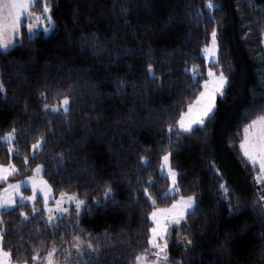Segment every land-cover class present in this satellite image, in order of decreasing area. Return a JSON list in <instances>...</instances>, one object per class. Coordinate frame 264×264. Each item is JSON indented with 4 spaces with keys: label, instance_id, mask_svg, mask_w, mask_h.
<instances>
[{
    "label": "trees",
    "instance_id": "obj_1",
    "mask_svg": "<svg viewBox=\"0 0 264 264\" xmlns=\"http://www.w3.org/2000/svg\"><path fill=\"white\" fill-rule=\"evenodd\" d=\"M212 2L213 9L207 0H40L35 9L49 5L51 33H22V41L0 50L6 88V96L0 93V132L16 129V153L0 141V164H15L16 179L40 164L54 193H75L86 202L81 215L54 225L28 205L26 221L19 205L4 213L3 245L14 261L53 244L71 246L79 235L92 241L99 258L75 254L71 264H133L149 247L148 197L163 208L195 195L187 226L172 231V260L264 264V186L239 146L244 124L264 114V0H252V8L247 0ZM214 27L225 95L205 125L179 132L180 113L202 90V48ZM149 62L155 82L146 73ZM193 65L202 72L197 79L189 71ZM118 79L128 82L122 90ZM65 95L69 112L51 111ZM41 135L42 147L32 154ZM167 152L178 171L179 193L171 196L164 195L170 182L160 173ZM185 235L193 241L190 251Z\"/></svg>",
    "mask_w": 264,
    "mask_h": 264
},
{
    "label": "snow or ice",
    "instance_id": "obj_2",
    "mask_svg": "<svg viewBox=\"0 0 264 264\" xmlns=\"http://www.w3.org/2000/svg\"><path fill=\"white\" fill-rule=\"evenodd\" d=\"M40 3V0H0V50L7 52V50L12 47L15 43V37L20 36V29L23 25V20L27 19L29 22L26 24L27 31L29 35L34 32V30L41 24L45 23L47 26L44 27V31L47 32L52 24L51 15H47L50 11L49 5L44 3L43 14L35 13L33 9ZM248 6L253 7L252 0H247ZM206 6L208 9L215 8L212 0H207ZM259 7V6H255ZM123 11V9H122ZM23 18V19H22ZM261 35L264 36V27L261 28ZM264 43V40L261 41ZM218 51L217 43V30L214 27L211 31V40L209 43L205 44L202 48V52L205 58H211L215 60ZM218 63V61H216ZM198 65H193V76H195V69ZM146 73L152 79L153 82L157 80L156 72L154 69V64L149 62L146 65ZM207 79L202 82V90L196 95L195 99L187 104V111H182L179 115V119L176 121V125L179 127V132L191 133L193 131V125H205V120L210 118L214 109L216 108V97L219 94L221 97L224 95V88L227 83V77L224 75L223 70L214 71V66L208 68ZM128 82L124 79H118L116 81L117 90H122L123 87ZM162 87V84L158 85ZM0 93L6 96V88L2 79H0ZM43 95V93H41ZM59 105L63 106V113L67 114L70 110V97L65 95L63 99L59 102ZM59 105H53L52 111L59 112ZM44 108L47 110L49 108L48 104H44ZM174 125H168V131L171 133L173 131ZM16 134V129L13 128L11 131L0 136V141L7 143V151L12 153L14 151L13 140ZM179 134V133H178ZM45 137L40 136L39 139L32 144V148L39 149L44 142ZM240 149L243 152L244 157L251 162L253 168L258 164L259 172L255 176V181L258 184L264 185V114L256 115L249 123L243 126V139L240 141ZM28 157H25V163ZM63 157L61 155V161ZM140 160L147 163L146 157L141 155ZM169 165V154L165 153L162 157L161 167L168 168V175L172 180V184L176 185L177 173ZM42 166L37 164L33 169L34 175L28 177V180L32 183L33 194L31 196H24L20 191L21 182L17 181L14 184H8L7 188L0 192V264H36L40 259L46 261V264H55L54 254L57 251L55 244L47 251V255L43 258L40 257L37 251L28 256L18 255L16 260H13V254L11 249H5L3 245L5 229L3 225V214L14 210L18 206V201L16 196L19 195L20 198V212L19 215L23 217L26 221L28 220V214L23 210V201L34 200L36 198V189L39 186L40 191L44 196V208L43 211L48 212V222L51 223L54 216L51 214L52 209L48 207V200L50 199L51 186L48 185L47 181L42 178L38 181L36 175L40 173ZM18 171L15 164L9 162L8 164H0V181H7L10 175L15 174ZM221 189L225 193L229 191L223 184L220 185ZM177 187H173L172 191L178 192ZM145 194L148 193V188H144ZM111 193V188L108 187L105 190V197ZM67 196L69 201L75 202V208L77 216L81 211V206L85 204L84 200H81L75 196L68 195L67 193L61 192L60 199L56 200V208L61 213L67 212V208H62L64 197ZM152 200L153 210L150 213V217L153 221V227L150 229L151 235L148 237L147 244L149 248H145L140 254L136 255L133 264H171L170 258L167 252L168 241L166 239L167 230L170 224H175L176 226H187V215L195 213L196 198L194 195L180 196L179 200H174L172 205L166 209H158L155 207L156 201ZM260 201L264 202V196H261ZM191 210V213H189ZM236 211L237 209H232ZM37 208L33 206L32 212L35 213ZM264 211V209H261ZM184 221V225L181 222ZM54 235V234H53ZM185 244L184 248L187 251L191 249L188 247L193 243L192 239L185 235L183 237ZM74 243H72V248L76 249L77 255H89L92 256L96 253V258H99V253L97 248L93 247V243L89 240L86 247L90 249V252L85 253L82 248V241L79 235L73 237ZM160 241H163L161 243ZM155 249V251H151ZM71 253H69L70 255ZM151 255L155 257L154 260H149L147 257ZM174 264H182V261L177 260Z\"/></svg>",
    "mask_w": 264,
    "mask_h": 264
},
{
    "label": "rangeland",
    "instance_id": "obj_3",
    "mask_svg": "<svg viewBox=\"0 0 264 264\" xmlns=\"http://www.w3.org/2000/svg\"><path fill=\"white\" fill-rule=\"evenodd\" d=\"M33 11L35 12V13H40V14H43V6L41 7V9L40 10H36L35 8L33 9ZM47 15H51V11H49V13L47 14ZM52 17V16H51ZM23 19V18H22ZM29 21L27 20V19H24L23 20V25L21 26V29H20V36H18V37H15V40L17 39V38H19V40L21 39V41L23 40V34L22 33H27L28 34V36H30L29 35V33H28V31H27V28H26V24L28 23ZM47 25L45 24V23H41L35 30H34V32L31 34V36L30 37H33V36H35L37 33H39L40 31H43L44 33H45V35H49L50 33H51V31L53 30V28H54V26H55V23H54V20L52 19V24H51V26H50V28H49V30L47 31V32H45L43 29H44V27H46ZM40 30V31H39ZM211 40V39H210ZM18 41H16V43H17ZM15 43V44H16ZM217 43H218V35H217ZM14 44V45H15ZM13 45V46H14ZM12 46V47H13ZM12 47H10V48H12ZM9 48V49H10ZM8 49V50H9ZM202 56L204 57V59H205V62H206V66H207V68H206V72H205V74H206V78L205 79H207L208 77H207V72H208V68L209 67H213L214 66V71H219V70H221V68H220V66H219V64L218 63H216V61H218V58H219V45H218V51H217V56H216V58H215V60H213V59H211V58H205V55H204V53L202 52ZM192 69H193V67L191 68V69H189V71L192 73V75H193V71H192ZM202 74V72H201V69L198 67L197 69H195V76H194V78H198V76L199 75H201ZM204 79V80H205ZM203 82V81H202ZM228 83V82H227ZM227 83H226V85H225V88H224V95H225V89L227 88ZM224 95H223V97H224ZM223 97H221L219 94L217 95V97H216V108H217V103H218V100L219 99H222ZM54 105H59V103L58 104H54ZM53 106V105H52ZM52 106H51V109H52ZM59 107H60V112L61 111H63V106L62 105H59ZM215 108V109H216ZM215 109H214V111H215ZM52 111V110H51ZM214 111H213V113H214ZM186 112V111H185ZM212 113V114H213ZM211 114V115H212ZM206 121H207V119L205 120V123H206ZM197 127H201V125H193V130L195 129V128H197ZM175 128H178L179 129V127H178V125L175 127ZM186 133V132H185ZM4 134H2L1 132H0V136H3ZM15 137H16V134H15ZM15 137H14V140H13V145H14V141H15ZM1 142H3L6 146H7V143L6 142H4V141H1ZM43 144V143H42ZM42 147V146H41ZM40 147V148H41ZM40 148L39 149H33L32 150V154H35L36 152H38L39 150H40ZM16 153V147H15V145H14V151L11 153L12 155L13 154H15ZM168 154H169V165H168V167H171L172 169H174L175 171H176V173H177V176H176V185L174 186L173 184H172V180H171V178L169 177V175H168V168L167 167H164V168H162L161 167V165H162V160H161V164H160V173L162 174V175H164V176H166L168 179H169V182H170V185H169V188H168V190L164 193V195H166V196H171V195H177L178 193H179V190H178V192H174V191H172V188L173 187H177L178 189H179V187H178V171L172 166V161H171V153L170 152H167ZM242 154H243V152H242ZM165 155V154H164ZM163 155V156H164ZM244 156V155H243ZM245 159L247 160V158L245 157ZM147 160V159H146ZM248 161V160H247ZM143 162V161H142ZM250 164H251V162L250 161H248ZM143 164H147V163H144L143 162ZM6 165V164H5ZM40 165V164H39ZM252 165V164H251ZM42 166V165H41ZM253 166V165H252ZM36 167V166H35ZM34 167V168H35ZM18 169V168H17ZM255 169H256V175L258 174V172H259V166H258V164L256 165V167H255ZM43 171H44V169H43V166H42V168H41V171H40V173L39 174H37L36 175V179L39 181L41 178L44 180V181H47L45 178H44V176H43ZM19 173V171H17L15 174H13V175H10L9 177H8V180L7 181H0V192H3V190L4 189H6L7 188V186H8V184H14V183H16L17 181H19V182H21V189H20V191L23 193V195L24 196H31L32 194H33V189H32V183H31V181H29L28 180V177H31V176H33L34 175V173H33V171H32V173L30 174V175H28V176H26V177H23V178H20V179H16V176H17V174ZM255 175V176H256ZM47 183H48V185H50L49 184V182L47 181ZM261 185V184H260ZM51 186V185H50ZM262 186H264V185H262ZM60 194L61 193H58V194H56V193H54V191H53V189H52V187H51V192H50V199L48 200V207L50 208V209H52V215L54 216V219H53V221L51 222V223H49L48 222V216H49V213L48 212H45V211H43V208H44V196H43V193L40 191V188H39V186L37 187V189H36V198L34 199V200H31V201H29V200H25V201H23V205H28V206H30L31 207V209L33 208V206H35L36 208H37V211L34 213V214H38V213H42V216H43V218L45 219V221L48 223V225H54V224H56L57 223V221H58V219H60V218H62V217H67V216H71V215H77V213H76V208H75V202L74 201H69L68 199H67V196H65L64 197V199H63V203H62V205H61V207L62 208H67L68 209V211L67 212H63V213H61L60 211H58L57 210V208H56V200L57 199H60ZM68 195H72L73 193H67ZM75 194V193H74ZM75 196L77 197V198H79L78 196H77V194H75ZM195 196V195H194ZM186 197V196H185ZM179 198H180V196L176 199V200H179ZM195 198H196V203H197V197L195 196ZM16 199H17V201H18V205H19V203H20V198H19V195H17L16 196ZM80 199V198H79ZM82 200V199H81ZM85 204H86V202H85ZM85 204L84 205H82L81 206V211H80V213H79V215H81V213L83 212V210H84V208H85ZM172 205V204H171ZM170 205V206H171ZM170 206H168V207H163V208H158V209H166V208H169ZM196 206V205H195ZM17 207V206H16ZM15 207V208H16ZM26 212V211H25ZM33 213V212H32ZM189 213H191V210H189ZM30 215V214H29ZM78 215V216H79ZM150 220H151V223H152V226H151V228L153 227V221H152V219H151V217H150ZM188 222H189V220H188V215H187V224H188ZM181 225H184V221H182L181 222ZM176 227H181V226H176L175 224H170V226H169V228H168V230H167V235H166V239H167V241H168V248H167V252H168V255H169V258H170V262H171V264H174V260H172V258H171V256H170V251H169V245H170V240H171V234H172V231H173V229L174 228H176ZM151 235V234H150ZM81 241H82V248H83V251H86V250H90V249H88L87 247H86V244H87V240H85V239H81ZM161 243H163V241H160ZM72 243H74V241H72ZM149 248V247H148ZM49 250V249H48ZM48 250H46V251H44V252H40L39 253V255H40V257L41 258H43L44 256H46L47 255V251ZM151 251H155V249H152ZM69 253H71L70 255H69ZM77 255V252H76V249H74V248H72V245L71 246H66V247H63V248H60V247H57V251H56V253L54 254V262H55V264H71L72 263V260H73V257H74V255ZM149 260H154L155 259V257H153V256H151V255H149L148 257H147ZM36 264H46V261H44L43 259H40V260H38L37 262H36Z\"/></svg>",
    "mask_w": 264,
    "mask_h": 264
},
{
    "label": "crops",
    "instance_id": "obj_4",
    "mask_svg": "<svg viewBox=\"0 0 264 264\" xmlns=\"http://www.w3.org/2000/svg\"><path fill=\"white\" fill-rule=\"evenodd\" d=\"M39 31H40V30H39ZM18 40H19V38L16 39V41H18Z\"/></svg>",
    "mask_w": 264,
    "mask_h": 264
}]
</instances>
